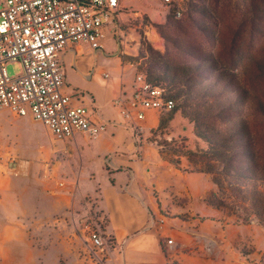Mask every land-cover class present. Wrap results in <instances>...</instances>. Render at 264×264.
Segmentation results:
<instances>
[{
  "label": "rangeland",
  "instance_id": "374dc122",
  "mask_svg": "<svg viewBox=\"0 0 264 264\" xmlns=\"http://www.w3.org/2000/svg\"><path fill=\"white\" fill-rule=\"evenodd\" d=\"M208 2L213 8L211 15L204 17L195 13L192 20L183 19L181 15V21L176 22L171 18L167 20L170 7L162 0H123L125 8H122L120 22L116 24L120 29L114 35L113 28L106 31L101 52L114 55L121 52L123 61L133 66L132 77L139 71L145 73L152 63L151 57L155 56L158 60L168 58L175 63L188 60L192 67L199 65L205 69L201 71L203 75L192 77L191 81L199 82V86H204L208 68L221 65L229 70L234 68L232 75L236 74L234 78L243 77L247 89L259 84L264 87V62L261 63L264 61V0H225L217 9L214 0ZM1 5L2 0L0 8ZM148 47L158 53H149ZM212 57L215 62L210 61ZM248 58L257 73L251 78L247 68L241 67ZM5 68L12 77L23 74V65L18 60L6 62ZM106 81L109 82V78ZM220 92L216 100L221 101L219 106L223 111L206 120L209 121L207 125L214 127L224 126L246 108L235 97L233 81ZM150 112L153 114L149 123L152 126L139 124L143 129L138 131L137 125H133V133L145 138L144 142L154 149L156 155L172 167L191 174L198 183L201 178L210 182L211 191L205 194L203 201L214 211L209 222L210 231H215V236L218 230L212 227V220L219 222V238L223 239L225 246L223 255H232L236 260L246 258L249 264H264V225L254 219L246 223L236 222L235 214L239 212L226 213L206 202V198L218 189L211 174L199 170L198 160L202 157L197 151L204 144L194 135L193 123L178 110ZM245 116L252 132L250 139L255 143V148L250 147L247 152H255L264 161V118L251 110L245 112ZM61 146L44 125L33 121L30 116L22 119L0 111V202L4 195L0 215L10 216L9 219H0V237L5 240L0 251V264H106L114 244L107 229V216L96 197L99 189L95 193H85L79 185L81 191L75 195L72 205L64 206L55 203L54 194L45 190L39 180L40 167L43 166L58 183L78 176L82 179V186L86 180L92 179L91 184L98 187L100 180L92 177L95 173L84 146L74 145L71 150ZM9 157H20L32 166L24 179L10 178L13 171L6 169ZM99 158L102 160L103 156ZM234 178L237 182L238 177ZM24 184L30 188L28 200L31 203L19 208L17 189ZM6 224L10 227L7 228ZM91 230L103 237L102 249L93 247L88 240Z\"/></svg>",
  "mask_w": 264,
  "mask_h": 264
},
{
  "label": "crops",
  "instance_id": "0c3cea01",
  "mask_svg": "<svg viewBox=\"0 0 264 264\" xmlns=\"http://www.w3.org/2000/svg\"><path fill=\"white\" fill-rule=\"evenodd\" d=\"M122 8L125 5L120 0L118 19L106 26L102 48L95 50L84 43H70L61 54L62 91L71 96L72 104H84L91 119L105 124L106 129L97 138L78 132L71 138L54 140L61 142L65 150H71L74 145L84 146L95 173L92 177L100 180L98 187L94 188L92 179L82 186L78 176L63 180L60 187L43 166L39 180L45 190L54 194L55 203L64 206L72 205L75 195L81 191L79 185L85 193L99 189L96 197L107 216V229L114 244L106 264H249L246 258L236 260L232 255H223L225 246L219 238V222L212 220L217 236L215 231H210L209 218L215 214L203 201L205 194L211 191L210 182L201 178L198 183L191 174L172 167L156 155L144 142L145 138L133 133V125L152 126L149 124L153 115L151 109L146 110L142 121L135 117L126 119L114 103L119 96H131L135 78L131 76L133 66L123 61L121 52L118 55L101 52L106 31L113 28L114 35L120 29L116 24L120 22ZM0 111L17 116L8 109ZM22 139L25 142V138ZM16 159L17 162L8 164L6 169H14L10 178L24 179L32 166L21 162L25 159ZM17 191L19 208L27 207L31 203L29 186L24 184ZM3 198L4 195L0 208H4ZM2 218L10 216L1 214ZM15 233L19 232L12 234ZM168 239L172 240L169 244ZM4 244L5 240L0 237V251Z\"/></svg>",
  "mask_w": 264,
  "mask_h": 264
},
{
  "label": "built area",
  "instance_id": "2783aa9c",
  "mask_svg": "<svg viewBox=\"0 0 264 264\" xmlns=\"http://www.w3.org/2000/svg\"><path fill=\"white\" fill-rule=\"evenodd\" d=\"M174 18H180L187 0H162ZM120 0H2L0 8V110L17 116H30L44 125L54 139L71 138L87 133L97 138L106 126L91 119L84 104H72L62 91L61 54L70 43H84L92 49L102 48L106 26L118 19ZM20 61L23 74L10 76L8 61ZM126 119H145V110L168 111L173 98L164 88L136 73L131 96L114 100ZM136 129H143L137 125ZM9 165L17 162L8 158ZM28 164V161H21ZM8 171H14L10 168ZM62 187L63 180H59ZM164 219H161V223ZM88 240L103 248L99 232L91 230ZM172 240L168 239L167 244Z\"/></svg>",
  "mask_w": 264,
  "mask_h": 264
},
{
  "label": "trees",
  "instance_id": "16d2710c",
  "mask_svg": "<svg viewBox=\"0 0 264 264\" xmlns=\"http://www.w3.org/2000/svg\"><path fill=\"white\" fill-rule=\"evenodd\" d=\"M224 1L214 0L216 9ZM210 6L212 4L208 0H187L181 15L187 20H192L195 13L207 17L213 13ZM169 18L181 21L180 18H174L171 9L167 20ZM147 50L151 54L158 53L150 47ZM151 59L152 63L145 72L146 79L167 90V96L174 100V107L168 112L180 111L193 123L194 135L204 144L197 151L198 156L202 157L198 160L199 170L211 174V180L218 189V192L206 198V202L226 213L239 212L235 214L236 222L246 223L254 219L264 225V161L255 152H247L248 148H255V143L250 139L252 132L245 116V112L251 110L264 118V87L259 84L247 89L243 77L234 78L236 74L232 75L234 68L229 70L221 65L208 68L204 86H199V82L195 84L191 81L193 76L203 75L201 71L205 69L199 65L192 67L188 60L175 63L168 58L158 60L152 56ZM212 59L210 61L215 62ZM241 67L247 68L249 78L257 74L250 58ZM231 81L234 82L235 97L246 108L224 126L207 125V119L211 120L222 113L223 107L219 106L221 101L216 99ZM213 92L216 93L213 95ZM228 141L233 142L227 146ZM234 177H238L237 182H234Z\"/></svg>",
  "mask_w": 264,
  "mask_h": 264
}]
</instances>
